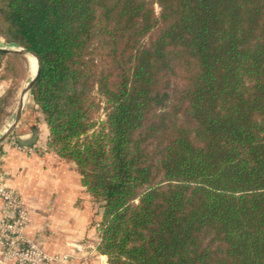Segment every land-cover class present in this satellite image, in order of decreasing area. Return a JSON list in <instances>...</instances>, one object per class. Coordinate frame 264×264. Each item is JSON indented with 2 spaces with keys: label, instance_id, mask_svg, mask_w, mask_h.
I'll return each mask as SVG.
<instances>
[{
  "label": "trees",
  "instance_id": "16d2710c",
  "mask_svg": "<svg viewBox=\"0 0 264 264\" xmlns=\"http://www.w3.org/2000/svg\"><path fill=\"white\" fill-rule=\"evenodd\" d=\"M0 36L107 264H264V0H0Z\"/></svg>",
  "mask_w": 264,
  "mask_h": 264
},
{
  "label": "crops",
  "instance_id": "0c3cea01",
  "mask_svg": "<svg viewBox=\"0 0 264 264\" xmlns=\"http://www.w3.org/2000/svg\"><path fill=\"white\" fill-rule=\"evenodd\" d=\"M16 56L0 53V103L14 81ZM3 109L0 105V113ZM16 126L17 143L28 148L11 140L0 144V186L14 189L23 199L29 214L26 237L52 257L47 264H107L99 249L104 201L83 185L73 161L49 149V126L32 93L24 100ZM4 128L5 122L0 135ZM35 133L38 139L24 145L22 140H31ZM3 206L0 197V217Z\"/></svg>",
  "mask_w": 264,
  "mask_h": 264
},
{
  "label": "built area",
  "instance_id": "2783aa9c",
  "mask_svg": "<svg viewBox=\"0 0 264 264\" xmlns=\"http://www.w3.org/2000/svg\"><path fill=\"white\" fill-rule=\"evenodd\" d=\"M0 197L4 205L0 217V264H47L52 257L25 235L29 214L23 199L5 186H0Z\"/></svg>",
  "mask_w": 264,
  "mask_h": 264
},
{
  "label": "rangeland",
  "instance_id": "374dc122",
  "mask_svg": "<svg viewBox=\"0 0 264 264\" xmlns=\"http://www.w3.org/2000/svg\"><path fill=\"white\" fill-rule=\"evenodd\" d=\"M156 8L158 9L157 5H156ZM0 44H4L10 47V45L7 44L5 39L1 36H0ZM13 46L15 47L16 45H11V47ZM16 47L20 48L21 46H16ZM16 57L18 61L14 62V66H13L14 81L12 82V85L10 86L7 92L6 99L4 100L3 103H0L1 107L5 108L0 113V124H4L5 122V128L2 134L6 131L9 125L14 121L20 95L23 89L26 87V85L30 81V79L32 78V68L30 67L29 59L27 58L26 54H19ZM30 94H31L30 92L27 94L26 99L29 97ZM18 129H19L18 126H16L14 130L12 131V133L4 141L11 140L12 142L18 144L17 137H16Z\"/></svg>",
  "mask_w": 264,
  "mask_h": 264
},
{
  "label": "water",
  "instance_id": "95a60500",
  "mask_svg": "<svg viewBox=\"0 0 264 264\" xmlns=\"http://www.w3.org/2000/svg\"><path fill=\"white\" fill-rule=\"evenodd\" d=\"M27 52L32 53L37 58V61H38V70H37L36 75L30 79V81L28 82V84L26 85V87L23 89V91H22V93L20 95V98H19V102L17 104V109H16L14 121L9 125V127L6 129V131L0 136V144L12 133V131L16 127V124H17V122H18V120L20 118L21 110L23 108L25 96L29 92L30 93L32 92V89L34 88L36 82L38 81V79H39V77L41 75L42 64H41L40 57H39V55L36 52H34V51H32V50H30V49H28L26 47H20V48L14 49L10 54L19 55V54H26ZM37 139H38V133H35L33 135V137L31 138V140H29V141L22 140V142L24 143V145L30 146Z\"/></svg>",
  "mask_w": 264,
  "mask_h": 264
},
{
  "label": "bare ground",
  "instance_id": "6f19581e",
  "mask_svg": "<svg viewBox=\"0 0 264 264\" xmlns=\"http://www.w3.org/2000/svg\"><path fill=\"white\" fill-rule=\"evenodd\" d=\"M16 48H18V47H16V46L15 47H11V46L9 47V46H6L4 44H0V53H7V54H9V53H11ZM29 54L32 56V60H31V57H30ZM26 56L29 59L30 67L32 68V77H34L36 75V73H37V70H38V61H37V58L32 53H30V52H27L26 53ZM26 96H25V99H26Z\"/></svg>",
  "mask_w": 264,
  "mask_h": 264
}]
</instances>
